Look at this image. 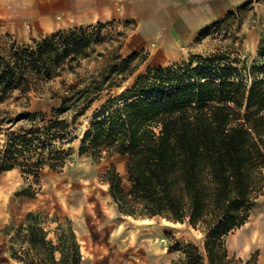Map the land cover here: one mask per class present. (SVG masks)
<instances>
[{
  "label": "rangeland",
  "instance_id": "rangeland-1",
  "mask_svg": "<svg viewBox=\"0 0 264 264\" xmlns=\"http://www.w3.org/2000/svg\"><path fill=\"white\" fill-rule=\"evenodd\" d=\"M116 2L0 0L1 45L9 41L33 45L60 31L82 27L94 31L99 42L94 44L92 57L83 61L81 76L105 71L119 56L124 59L139 55L132 66L135 74L121 86L106 91L77 118L71 113L56 117L52 112L62 103L66 90L63 83H78L80 78L74 74L41 83L30 91L29 98L17 100L15 92L6 105L0 106V121L4 117L8 120L1 125L3 154L10 149L6 143L13 133L37 131L35 146L18 156L20 161L32 164L31 172L25 173L27 170L18 167L0 176V264H41V258L50 260L48 250L38 254L30 248V222L39 224L47 240L55 245L71 235L78 244L81 264H173L184 260L181 248L188 245L199 247L205 264H210L205 249L207 234L202 230L187 222L123 215L104 176L114 163L127 181L126 160L110 157L103 148L81 151L82 144L93 125L107 118L94 119L103 105L132 88L148 68L182 69L185 73L188 66L194 69L206 61L214 66L213 71L223 70L224 79L221 73L216 75L220 82L237 81L251 87L253 82L264 80V0H248L187 41L145 37L138 30L137 21L120 17V5ZM136 47L139 51L133 52ZM187 78L191 80L190 75ZM25 112L42 113L46 119L32 125L21 119ZM54 121L65 123L68 132L63 126L51 127ZM249 205L245 223L225 238L231 264H264V180ZM91 207L98 219L105 221L104 229L89 211ZM30 213L40 216L29 221ZM114 231L118 232L116 237ZM55 255L58 260L61 258V252Z\"/></svg>",
  "mask_w": 264,
  "mask_h": 264
},
{
  "label": "trees",
  "instance_id": "trees-1",
  "mask_svg": "<svg viewBox=\"0 0 264 264\" xmlns=\"http://www.w3.org/2000/svg\"><path fill=\"white\" fill-rule=\"evenodd\" d=\"M97 42L98 34L83 27L60 31L28 46L0 42V106L15 92L17 100L29 98L41 83L74 74L80 78L78 83H63L62 103L52 112L56 117L84 115L106 91L135 74L132 66L139 58L137 54L119 56L105 71L81 76L83 61L92 57ZM212 66L201 61L194 69L188 66L185 73L148 68L132 88L103 105L94 119L107 118L93 125L81 151L103 148L110 157L126 160L127 181L114 163L104 176L123 215L187 222L207 234L210 264H231L225 238L245 223L249 203L264 180V80L251 87L237 81L220 82L216 75L221 73L224 79L225 74L222 69L213 71ZM189 75L191 80H187ZM23 114L21 119L32 125L46 119L42 113ZM6 122L5 117L0 121V132ZM53 126H63L68 132L63 122L54 121ZM36 134L33 129L12 134L6 143L10 149L5 154L0 151V176L18 167L31 172L32 164L18 156L35 146ZM39 216L30 213L27 218ZM28 226L30 248L50 252V260L41 258V264H81L78 244L71 235L59 247L47 240L39 224ZM57 251L61 252L59 260ZM181 253L184 260L173 264H205L195 245L181 248Z\"/></svg>",
  "mask_w": 264,
  "mask_h": 264
},
{
  "label": "crops",
  "instance_id": "crops-1",
  "mask_svg": "<svg viewBox=\"0 0 264 264\" xmlns=\"http://www.w3.org/2000/svg\"><path fill=\"white\" fill-rule=\"evenodd\" d=\"M248 0H117L120 17L138 22L145 37L195 38L205 27L224 19ZM139 47L133 52L139 51Z\"/></svg>",
  "mask_w": 264,
  "mask_h": 264
},
{
  "label": "bare ground",
  "instance_id": "bare-ground-1",
  "mask_svg": "<svg viewBox=\"0 0 264 264\" xmlns=\"http://www.w3.org/2000/svg\"><path fill=\"white\" fill-rule=\"evenodd\" d=\"M47 14V13H46ZM43 17H45V16H43ZM33 18V17H32ZM40 22V21H39ZM50 23V22H49ZM33 24V23H32ZM47 25V24H46ZM45 25L43 24V26L42 27H44ZM43 30H44V28H43ZM91 210H89L90 212H91V214H93L94 216H95V218L97 219V224H98V226L101 228V230L102 229H104L105 228V226H106V223H105V221H103L102 219H98L99 217L97 216V213H96V211L94 210V207H91L90 208ZM93 210V211H92ZM105 216V215H104ZM109 225V224H108ZM110 228V227H109ZM114 230V229H113ZM112 230V231H113ZM114 233V236L116 237L117 235H118V232H113ZM112 236H113V234H111ZM113 236V237H114ZM117 239V238H116ZM133 240V239H132ZM117 246V245H116Z\"/></svg>",
  "mask_w": 264,
  "mask_h": 264
}]
</instances>
